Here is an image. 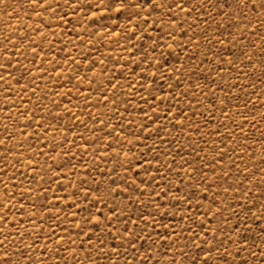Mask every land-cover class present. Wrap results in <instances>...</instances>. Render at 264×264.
<instances>
[{"label": "rangeland", "instance_id": "1", "mask_svg": "<svg viewBox=\"0 0 264 264\" xmlns=\"http://www.w3.org/2000/svg\"><path fill=\"white\" fill-rule=\"evenodd\" d=\"M0 0V264H264V0Z\"/></svg>", "mask_w": 264, "mask_h": 264}, {"label": "snow or ice", "instance_id": "2", "mask_svg": "<svg viewBox=\"0 0 264 264\" xmlns=\"http://www.w3.org/2000/svg\"><path fill=\"white\" fill-rule=\"evenodd\" d=\"M148 2H149V3H152V0H148ZM117 5H119V7L117 8L118 11L121 10V9L126 10V9H128L129 7H131V8H135V7H137L136 4H129V3L127 2V0H115V4L110 5V6L108 7V10L111 11L112 8H113V7H116ZM6 264H7V262H6ZM172 264H175V261H173ZM204 264H208L207 259H205Z\"/></svg>", "mask_w": 264, "mask_h": 264}]
</instances>
